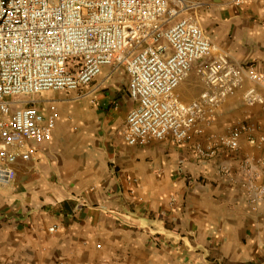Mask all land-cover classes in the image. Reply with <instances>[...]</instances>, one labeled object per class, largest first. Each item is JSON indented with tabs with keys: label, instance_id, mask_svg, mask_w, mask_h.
Instances as JSON below:
<instances>
[{
	"label": "crops",
	"instance_id": "obj_1",
	"mask_svg": "<svg viewBox=\"0 0 264 264\" xmlns=\"http://www.w3.org/2000/svg\"><path fill=\"white\" fill-rule=\"evenodd\" d=\"M210 40L264 81V0H192ZM253 86L247 82L244 88ZM264 99V82L256 85ZM202 90L190 74L177 93ZM56 108L50 141L0 185V264H264V106L229 96L201 135L128 146V76L105 66L77 92L26 99ZM240 131L239 148L198 158L196 144ZM52 229V230H51Z\"/></svg>",
	"mask_w": 264,
	"mask_h": 264
},
{
	"label": "built area",
	"instance_id": "obj_2",
	"mask_svg": "<svg viewBox=\"0 0 264 264\" xmlns=\"http://www.w3.org/2000/svg\"><path fill=\"white\" fill-rule=\"evenodd\" d=\"M198 8L192 0H0V185L13 182L16 164L31 162L35 145L52 138L55 106L44 114L26 99L77 92L105 66H121L128 76L135 105L123 141L130 147L182 144L201 135L238 91L247 106H264L256 89L263 76L210 40ZM190 74L202 90L184 102L177 90ZM247 82L253 86L244 88ZM239 138L234 130L193 151L210 159L220 148L236 151ZM263 143L264 137L249 139L253 146ZM258 191L262 201L264 190Z\"/></svg>",
	"mask_w": 264,
	"mask_h": 264
}]
</instances>
